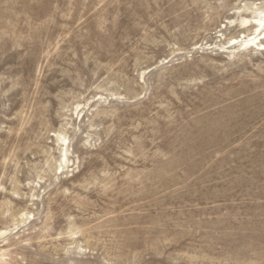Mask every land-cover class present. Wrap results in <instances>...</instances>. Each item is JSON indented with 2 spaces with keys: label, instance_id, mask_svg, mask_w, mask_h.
I'll list each match as a JSON object with an SVG mask.
<instances>
[{
  "label": "rangeland",
  "instance_id": "obj_1",
  "mask_svg": "<svg viewBox=\"0 0 264 264\" xmlns=\"http://www.w3.org/2000/svg\"><path fill=\"white\" fill-rule=\"evenodd\" d=\"M262 12L0 0V264H264Z\"/></svg>",
  "mask_w": 264,
  "mask_h": 264
},
{
  "label": "bare ground",
  "instance_id": "obj_2",
  "mask_svg": "<svg viewBox=\"0 0 264 264\" xmlns=\"http://www.w3.org/2000/svg\"><path fill=\"white\" fill-rule=\"evenodd\" d=\"M246 22H245L246 24L243 27H251L252 25H254L253 36H248V37L242 36L243 37L242 39L234 38V39H232L233 40L232 42L230 41L231 44L235 45V43L237 44L240 41L242 45H246L247 47L252 46V45L253 46L255 45V47L264 46L263 42L261 41L262 39L260 38V35L264 33V12H262V16L253 19L252 22L249 20H246ZM255 31H257V32L255 33ZM254 34H256V35H254ZM62 140L64 143L66 141V137H62ZM65 153L63 154V160L64 161L66 160V154Z\"/></svg>",
  "mask_w": 264,
  "mask_h": 264
}]
</instances>
